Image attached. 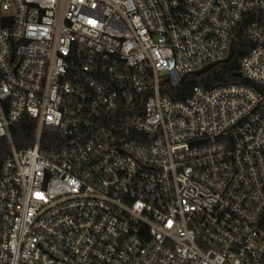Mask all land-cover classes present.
Masks as SVG:
<instances>
[{
    "label": "built area",
    "instance_id": "built-area-1",
    "mask_svg": "<svg viewBox=\"0 0 264 264\" xmlns=\"http://www.w3.org/2000/svg\"><path fill=\"white\" fill-rule=\"evenodd\" d=\"M263 18L264 0H0V264H264ZM239 32L242 82L171 96Z\"/></svg>",
    "mask_w": 264,
    "mask_h": 264
},
{
    "label": "trees",
    "instance_id": "trees-1",
    "mask_svg": "<svg viewBox=\"0 0 264 264\" xmlns=\"http://www.w3.org/2000/svg\"><path fill=\"white\" fill-rule=\"evenodd\" d=\"M250 49V45L239 32L237 34L235 54L228 62L215 67L202 76H189L184 85L178 88H167V91L177 99H186L191 96L195 87L212 88L216 85L242 82L243 79L240 75L241 61H243L242 59L248 54ZM37 130L36 123L26 117L12 129V139L15 146L19 149L30 147L34 143ZM8 152V142L2 140L0 142V164L4 161Z\"/></svg>",
    "mask_w": 264,
    "mask_h": 264
},
{
    "label": "water",
    "instance_id": "water-1",
    "mask_svg": "<svg viewBox=\"0 0 264 264\" xmlns=\"http://www.w3.org/2000/svg\"><path fill=\"white\" fill-rule=\"evenodd\" d=\"M263 22H264V18H263ZM233 45H234V41H233ZM233 53H234V46H232V48L230 50V54H229L228 60L233 56ZM228 60H226L225 62H227ZM219 65H220V63L211 64V65L207 66L206 68L202 69L201 71L196 72L194 74V76L199 77V76H202L204 74H207L209 71H211L212 69H214L215 67H217ZM186 78H188V77H185V78L182 79L181 84H184ZM0 169H1V164H0Z\"/></svg>",
    "mask_w": 264,
    "mask_h": 264
}]
</instances>
